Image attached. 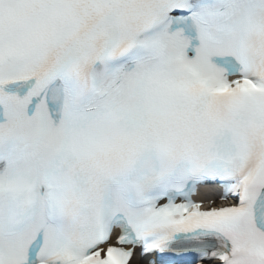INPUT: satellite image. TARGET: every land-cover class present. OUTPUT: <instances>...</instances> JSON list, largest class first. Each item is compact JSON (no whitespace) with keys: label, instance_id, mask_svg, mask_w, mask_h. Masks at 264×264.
I'll return each instance as SVG.
<instances>
[{"label":"snow or ice","instance_id":"obj_1","mask_svg":"<svg viewBox=\"0 0 264 264\" xmlns=\"http://www.w3.org/2000/svg\"><path fill=\"white\" fill-rule=\"evenodd\" d=\"M0 264H264V0H0Z\"/></svg>","mask_w":264,"mask_h":264}]
</instances>
